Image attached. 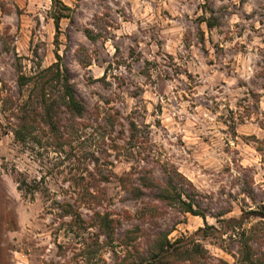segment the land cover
<instances>
[{"label": "rangeland", "instance_id": "rangeland-1", "mask_svg": "<svg viewBox=\"0 0 264 264\" xmlns=\"http://www.w3.org/2000/svg\"><path fill=\"white\" fill-rule=\"evenodd\" d=\"M56 62L88 111L19 142L18 76ZM169 173L205 218L156 197ZM136 226L264 264V0H0V264H133Z\"/></svg>", "mask_w": 264, "mask_h": 264}, {"label": "trees", "instance_id": "trees-1", "mask_svg": "<svg viewBox=\"0 0 264 264\" xmlns=\"http://www.w3.org/2000/svg\"><path fill=\"white\" fill-rule=\"evenodd\" d=\"M53 5L57 7L62 4V0H52ZM64 6V5H63ZM68 8V6H64ZM66 17L64 12L56 10L53 13V19L57 30L60 29L62 18ZM209 25H213L209 22ZM33 83L32 93L27 100L11 98L8 107L9 122L12 127V133L15 139L19 142H26L32 137V131L36 125L41 124L43 127H48L52 131H57L60 125L65 121L83 118L88 107L81 99L73 84L68 69H62V65L56 62L47 68H44L34 74L27 76L20 73L18 76V84L20 89ZM36 91V93H34ZM34 93V94H33ZM35 100V102H33ZM176 175H180L175 172ZM174 173H169L165 185L159 184L156 181L148 182L150 187L156 188V197L171 205H178L183 212H189L194 215H199L205 218L204 213L194 209V195L184 192V187L178 186L173 179ZM186 196V199H183ZM188 198V199H187ZM257 213V212H250ZM96 223L98 224L102 234H105L109 239L115 237V220L109 213L95 215ZM126 242L123 240L122 245L129 246L137 245L140 239H145L147 247L142 253L138 261H133V264H178L181 261H195L202 254L199 244L193 248H189L188 244L184 243L185 238L169 239L168 232L157 231L150 233L139 226L128 231ZM245 234V233H244ZM130 236V237H129ZM251 236L243 244L242 264H255V252L252 249L250 242Z\"/></svg>", "mask_w": 264, "mask_h": 264}]
</instances>
